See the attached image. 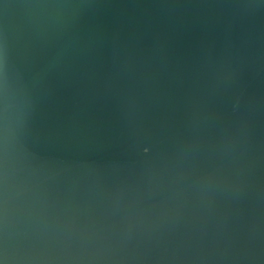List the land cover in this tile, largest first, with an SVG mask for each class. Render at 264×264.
<instances>
[{"label": "water", "instance_id": "1", "mask_svg": "<svg viewBox=\"0 0 264 264\" xmlns=\"http://www.w3.org/2000/svg\"><path fill=\"white\" fill-rule=\"evenodd\" d=\"M0 264H264V0H0Z\"/></svg>", "mask_w": 264, "mask_h": 264}]
</instances>
